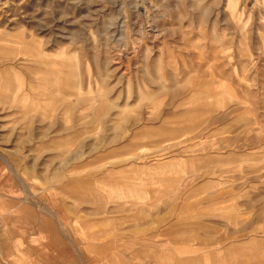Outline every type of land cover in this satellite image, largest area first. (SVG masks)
I'll return each mask as SVG.
<instances>
[{"label":"rangeland","instance_id":"374dc122","mask_svg":"<svg viewBox=\"0 0 264 264\" xmlns=\"http://www.w3.org/2000/svg\"><path fill=\"white\" fill-rule=\"evenodd\" d=\"M0 224V264H264V0H0Z\"/></svg>","mask_w":264,"mask_h":264},{"label":"crops","instance_id":"0c3cea01","mask_svg":"<svg viewBox=\"0 0 264 264\" xmlns=\"http://www.w3.org/2000/svg\"><path fill=\"white\" fill-rule=\"evenodd\" d=\"M246 247H241V246H235L233 247L230 251L232 252L233 250H242V249H245Z\"/></svg>","mask_w":264,"mask_h":264},{"label":"built area","instance_id":"2783aa9c","mask_svg":"<svg viewBox=\"0 0 264 264\" xmlns=\"http://www.w3.org/2000/svg\"><path fill=\"white\" fill-rule=\"evenodd\" d=\"M2 235H3V230H2V226H1V224H0V241H1V239H2Z\"/></svg>","mask_w":264,"mask_h":264},{"label":"bare ground","instance_id":"6f19581e","mask_svg":"<svg viewBox=\"0 0 264 264\" xmlns=\"http://www.w3.org/2000/svg\"><path fill=\"white\" fill-rule=\"evenodd\" d=\"M17 97V96H16Z\"/></svg>","mask_w":264,"mask_h":264}]
</instances>
